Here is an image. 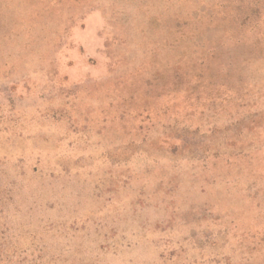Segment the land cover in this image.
<instances>
[{
  "label": "rangeland",
  "instance_id": "1",
  "mask_svg": "<svg viewBox=\"0 0 264 264\" xmlns=\"http://www.w3.org/2000/svg\"><path fill=\"white\" fill-rule=\"evenodd\" d=\"M0 264H264V0H0Z\"/></svg>",
  "mask_w": 264,
  "mask_h": 264
}]
</instances>
